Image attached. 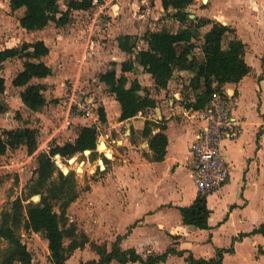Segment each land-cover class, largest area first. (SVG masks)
<instances>
[{
	"label": "crops",
	"instance_id": "0c3cea01",
	"mask_svg": "<svg viewBox=\"0 0 264 264\" xmlns=\"http://www.w3.org/2000/svg\"><path fill=\"white\" fill-rule=\"evenodd\" d=\"M137 4L142 6L141 12L130 15L129 7L134 10ZM98 13L113 17L107 24L106 33L102 32L104 36L106 35V42L105 39L98 42L99 40L94 39L93 36V30L97 29ZM81 15H92L87 25L85 21L82 22L83 28H86V34L79 35L74 28L67 41L56 39L54 43L58 53L54 61H63L66 58L62 53L64 48L62 45L71 43L70 45L78 46L80 43L88 48L85 57L90 60L95 56L94 61L88 63L91 67L94 68L98 60L104 58L107 65L101 72L115 68L118 75L121 73V63L134 59V55L120 51L117 38L121 35L138 37L147 26L150 29L146 31H158L166 21V12L162 8L161 0H98L97 5L94 4L90 10H71L69 22L72 18ZM193 15L215 20L232 29L236 33L234 37L247 46L244 60L250 67V73L238 83H227L220 89L226 97H234L231 112L240 122V133L235 140L225 143V158L230 174L227 182L218 191L206 196L210 211L209 228L201 230L184 225L178 210L179 207L191 205L199 195L192 176L194 160L191 145L195 133L200 128V123L187 118L186 113L190 109L183 107V99L177 84L179 77L187 74L190 79L192 74L176 71L167 88L156 92L151 75L144 72L138 64L134 65L131 72L125 74L129 80L127 86L129 87L133 79H137L141 87L150 92V96L157 100V105L161 108L154 109L155 117L153 118L152 115L145 114L118 121L120 106L114 95L107 91L108 94L103 96L99 107H102L106 114L107 131L103 127L105 133H102L103 123L101 124L98 118L90 120L99 130L101 137L104 135L113 143L111 146L108 142L104 143L105 149L111 153V169L102 182L92 185L89 196L95 199L98 206L99 210L96 214L90 217L83 215L77 219L71 218V221L78 223L79 228L91 242L99 245L106 243L108 251L119 236L122 237L119 244L122 249L133 248L143 259L149 255H160L170 247L184 252L183 256L170 255L164 262L158 264H188L185 257L189 254L195 259L209 260L215 257L217 249L229 248L232 252L224 254L221 264H264V236L262 234L247 235L264 224V0H209L207 8H198L193 11ZM67 24L66 26L70 25ZM83 25L79 27L82 28ZM175 25L180 27L178 23ZM259 26L262 28L260 29ZM69 27L72 31L73 26ZM208 29L209 26L202 28L201 34ZM37 40H43L50 49L46 38ZM139 40L144 46L137 49H146V43ZM100 43L106 48L102 46V50L96 53L93 47ZM195 55L203 59L199 48L195 50ZM51 56L50 49L45 62L51 67L52 75L31 81L32 84L46 86L44 95L55 92L52 86L56 88L61 86V80L53 77L57 67L52 66L54 61L50 60ZM68 66L71 65L67 64ZM82 67L80 66L81 69ZM21 69L22 67L19 71ZM98 81L100 86L108 90L104 83L99 79ZM5 85L4 98L9 104L6 79ZM12 87L18 91V96L15 97L18 106L27 109L20 99L23 88ZM11 106L9 104L10 108ZM157 111L161 114L158 115ZM30 112L40 117L43 111ZM67 114L66 121L73 124L70 131L78 125L91 126L86 124L89 118L74 115L70 111H67ZM162 119L166 126L164 133L168 144L164 160L155 162L149 159L152 152L147 139L142 137L141 131L146 120L160 122ZM121 127L125 128V135L129 132V136L123 140L119 139ZM36 129H39V134L46 132L45 126L43 130ZM157 131L154 130L153 133ZM47 133L48 140L56 139L53 132ZM71 136L70 141H73L76 137L74 131ZM241 234L245 236L232 241ZM144 252L147 253L146 256H143ZM48 255L47 249V257ZM83 255L85 258L81 257ZM98 259L99 257L87 244L82 249H76L65 264H80ZM110 264L119 263L112 261Z\"/></svg>",
	"mask_w": 264,
	"mask_h": 264
},
{
	"label": "trees",
	"instance_id": "16d2710c",
	"mask_svg": "<svg viewBox=\"0 0 264 264\" xmlns=\"http://www.w3.org/2000/svg\"><path fill=\"white\" fill-rule=\"evenodd\" d=\"M9 0L13 11L24 9L19 18V25L28 32L42 31L51 23L56 26L66 25L71 10L87 11L93 7V0ZM202 7H207L209 0H201ZM195 0H161L166 12V21L158 31H146L140 38L132 35H121L117 38L120 51L134 55L121 63V73L111 68L99 75L108 91L114 95L120 106L118 121H125L136 116H143L157 107V100L150 96L147 89L141 87L137 79L130 82L126 73L131 72L138 64L144 72L151 75L154 90H165L174 72H190L188 89L194 98L183 101L186 109H203L211 98L227 83H238L250 73L244 56L247 46L236 37H229L233 31L229 27L207 18H190L189 6ZM175 23H178V28ZM206 26L209 29L201 34ZM143 40L147 48L137 50V42ZM200 49L203 59L197 58L195 50ZM50 49L43 40L23 42L21 46L1 47L0 65L12 59L22 60V69L14 76L12 85L23 88L20 92L22 104L32 112H40L47 104L44 95V84H32L33 79H44L52 75V69L45 62ZM6 90L5 78L0 75V116L10 111L4 98ZM100 123L106 122V114L102 107L97 109ZM17 120H21L18 116ZM164 120L155 122L146 120L141 131L148 141L152 152L149 159L160 162L166 155L168 144L164 133ZM154 130H158L153 133ZM76 135L73 141L63 144L53 143L46 151L36 157L33 176L26 185V192L11 201L7 210L0 214V264H32V254L22 242L20 230L42 233L47 240L50 264H65L76 249L87 244L95 251L99 259L80 264H119L140 263L158 264L168 256H183L184 252L170 247L160 255H149L143 259L133 248L122 249L117 237L108 251L105 244L91 242L88 236L77 230L73 223H68L67 209L79 197L75 171L69 167L77 155L89 161L98 162V171L107 170L110 155L97 151L99 130L96 126H75ZM38 135L36 128L28 126L3 129L0 132V156L8 150L25 148L28 156L38 151ZM81 166L78 168L80 169ZM4 176L0 172V184ZM183 224L197 229H208L210 211L205 195H198L194 202L186 207L178 208ZM252 234L264 236V224L254 229ZM243 234L232 241L243 238ZM232 249H217L215 257L209 260L195 259L191 254L185 257L188 264H221L225 253Z\"/></svg>",
	"mask_w": 264,
	"mask_h": 264
},
{
	"label": "rangeland",
	"instance_id": "374dc122",
	"mask_svg": "<svg viewBox=\"0 0 264 264\" xmlns=\"http://www.w3.org/2000/svg\"><path fill=\"white\" fill-rule=\"evenodd\" d=\"M60 6L61 8L64 7L63 0L60 1ZM207 7H202L201 0H195V3L189 6L187 10L191 15H193V11H196L198 8L205 9ZM141 8L142 6L138 4L134 10L129 7L128 13L130 15L138 14L141 12ZM23 12L24 9H19L16 11L11 10L9 6V0H0V48L21 46L25 41L33 42L39 38H46L48 45L52 50V56L50 57L51 61H54V57L57 59L56 53H58V49H56L54 41H56V39H65V41H67L70 34L73 33L74 28H76L75 31H78L79 35H85V32L87 31L86 28H83L84 25L82 22L85 21V25H87L86 23L89 22L90 18L92 17V15H81L72 18L71 22L68 23L73 26L72 31L69 30L70 25L68 24V26H56L55 24L51 23L46 28L47 30L45 32H28L26 30H22L19 25V18L23 15ZM132 17L136 20L134 16ZM111 19H113V17L109 16V14L98 13L96 18V21L98 22L97 29L93 30L94 39L99 40L98 42H102L104 39L105 42L107 41L106 35L104 36L102 32L106 33L108 29L107 24L108 22L112 21ZM81 24L83 25L82 28L79 27ZM259 27L260 29L262 28L261 26ZM147 29H150V27L147 26L145 29H143L138 37H141ZM66 31L69 33L67 32V34ZM234 36H236V33L232 31L229 37L231 38ZM77 38L79 39V36H77ZM70 44L65 43L62 45L64 46L62 53L65 54L66 58H64L63 61L56 60L52 62V66L57 67V71L54 72L55 76L53 77L55 79L61 80V86L59 88L52 86L53 91L55 90V92H49L48 94L45 93L48 104L41 110L43 112L42 116L40 117L35 113H31L29 110L18 106V103L16 102L15 97L18 96V91L12 89L13 85L11 84V81L22 67V60H9L5 64L0 65V75L4 76L6 79L7 87L9 89V94H7L9 98L8 101L9 104L12 105L10 111L7 114L0 116V132L3 129H13L23 126L40 128L42 130L45 126L47 129L44 130L46 132L38 135V151L34 155L28 156L25 148H18L16 150H8L3 156H0V172L4 176V180L0 184V214L2 211L9 208L11 201H13L16 197L22 196L26 192V185L33 176V170L36 167L37 154L46 151L53 143L63 144L72 139L71 133L74 131V128L72 131H70V128L73 126V124L66 121L67 111H70L74 115L86 116L81 108H90V116H86L89 118V121L86 120V124L95 126L91 120H96L98 118L96 113L98 109L97 107L102 104L101 99L103 96L107 95L109 92L100 86V82L98 81L99 74L102 73V68L107 65L106 60L101 58V60H98V64L94 65L93 68L88 63L94 61L93 58L95 56L93 58L91 57L90 60L85 57V53L88 48H85L80 43L78 46ZM102 46H104L102 43L94 45V51L96 53L101 51ZM143 46V42L139 40L137 42V48H141ZM104 48H106V46H104ZM67 64L71 66L67 67ZM80 66H83L82 69ZM188 82L189 76L187 74L186 76L179 77L177 80V84H179L180 96L183 101H188V99L190 100L194 98L193 92H191L187 87ZM90 104H96V107L93 106V108H91ZM157 108H161L160 105H157L156 109ZM146 114L152 115V118L153 116L155 117L154 110H150ZM157 114L160 115V111H157ZM18 116L21 118V120H17ZM105 124L106 123H103L101 128L103 134L105 133L103 127H105V129L107 127ZM124 131L125 128L121 127V135H119L120 140H123L125 137L129 136V132L125 135ZM47 132H53L54 135H56V139L51 141L48 140ZM97 141V151L103 154H105L107 151V154L111 155V153H108V150L105 149L106 147L100 144V141L103 143L108 142V145L110 146L113 145V143H111L104 135L103 137L99 135ZM80 166L81 168L78 169ZM97 167V161H89L81 155H77L73 164H71L69 167L71 170L75 171L77 186L78 190H80V193L78 197L79 199L72 203L67 209V219L68 223H73L79 231L82 230L79 228L78 223L76 221H71V218L77 219L78 217H83V215L90 217V215L96 214V212L99 210L95 199H91L89 195L92 190V185H96L97 182H102L104 180V176L111 169V162L108 164L107 170L103 173L98 171ZM19 232L22 242L25 243L28 250L32 254L33 264H47L49 262L47 257L48 247L44 234L26 232L23 229H21ZM102 244L107 246L106 243ZM91 251L97 257H99L95 251L92 249ZM146 255L147 253L144 252L143 256ZM81 257L85 258L84 255Z\"/></svg>",
	"mask_w": 264,
	"mask_h": 264
},
{
	"label": "built area",
	"instance_id": "2783aa9c",
	"mask_svg": "<svg viewBox=\"0 0 264 264\" xmlns=\"http://www.w3.org/2000/svg\"><path fill=\"white\" fill-rule=\"evenodd\" d=\"M97 3L98 0H93V5ZM233 98L218 92L203 109L186 113L189 120L200 123L191 145L194 160L192 176L200 195L218 191L229 178L225 143L235 140L240 133V122L231 112ZM90 106L93 108L94 105ZM89 109L81 108L87 117L90 116Z\"/></svg>",
	"mask_w": 264,
	"mask_h": 264
},
{
	"label": "water",
	"instance_id": "95a60500",
	"mask_svg": "<svg viewBox=\"0 0 264 264\" xmlns=\"http://www.w3.org/2000/svg\"><path fill=\"white\" fill-rule=\"evenodd\" d=\"M194 17V15H190V18H193ZM103 142L102 141H100V144H102ZM106 155H107V151H106V153H105Z\"/></svg>",
	"mask_w": 264,
	"mask_h": 264
},
{
	"label": "bare ground",
	"instance_id": "6f19581e",
	"mask_svg": "<svg viewBox=\"0 0 264 264\" xmlns=\"http://www.w3.org/2000/svg\"><path fill=\"white\" fill-rule=\"evenodd\" d=\"M102 145H104V147L106 146L104 143H102Z\"/></svg>",
	"mask_w": 264,
	"mask_h": 264
}]
</instances>
